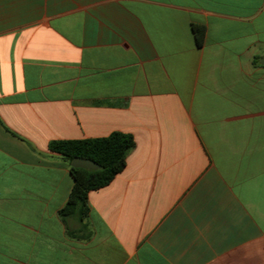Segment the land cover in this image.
Listing matches in <instances>:
<instances>
[{
	"label": "crops",
	"instance_id": "1",
	"mask_svg": "<svg viewBox=\"0 0 264 264\" xmlns=\"http://www.w3.org/2000/svg\"><path fill=\"white\" fill-rule=\"evenodd\" d=\"M262 58L264 0H0V264H264ZM114 132L63 219L49 144Z\"/></svg>",
	"mask_w": 264,
	"mask_h": 264
},
{
	"label": "trees",
	"instance_id": "2",
	"mask_svg": "<svg viewBox=\"0 0 264 264\" xmlns=\"http://www.w3.org/2000/svg\"><path fill=\"white\" fill-rule=\"evenodd\" d=\"M194 30L197 44L201 46L204 41L205 27L194 26ZM134 146L133 136L122 132H114L103 138L51 142L50 151L63 157L74 180L69 198L59 212L60 216L63 219L76 216L83 222L89 212V193L108 186L124 170L127 155ZM78 157L93 160L100 168L93 171L73 168L71 162Z\"/></svg>",
	"mask_w": 264,
	"mask_h": 264
},
{
	"label": "water",
	"instance_id": "3",
	"mask_svg": "<svg viewBox=\"0 0 264 264\" xmlns=\"http://www.w3.org/2000/svg\"><path fill=\"white\" fill-rule=\"evenodd\" d=\"M260 63L264 65V58L260 60ZM73 168H81L85 170H98L100 166L93 160L86 158H74L71 162Z\"/></svg>",
	"mask_w": 264,
	"mask_h": 264
}]
</instances>
